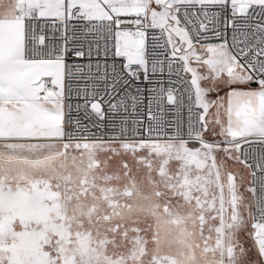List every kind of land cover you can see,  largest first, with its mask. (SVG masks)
Here are the masks:
<instances>
[{"label":"snow or ice","instance_id":"1","mask_svg":"<svg viewBox=\"0 0 264 264\" xmlns=\"http://www.w3.org/2000/svg\"><path fill=\"white\" fill-rule=\"evenodd\" d=\"M0 264H264V0H0Z\"/></svg>","mask_w":264,"mask_h":264}]
</instances>
